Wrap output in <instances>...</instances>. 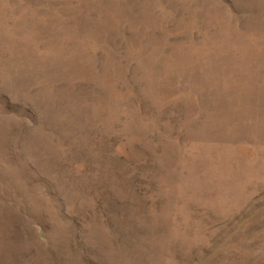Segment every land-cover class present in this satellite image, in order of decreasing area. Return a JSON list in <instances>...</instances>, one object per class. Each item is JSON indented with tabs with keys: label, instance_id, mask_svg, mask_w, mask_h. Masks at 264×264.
Instances as JSON below:
<instances>
[{
	"label": "rangeland",
	"instance_id": "374dc122",
	"mask_svg": "<svg viewBox=\"0 0 264 264\" xmlns=\"http://www.w3.org/2000/svg\"><path fill=\"white\" fill-rule=\"evenodd\" d=\"M0 264H264V0H0Z\"/></svg>",
	"mask_w": 264,
	"mask_h": 264
}]
</instances>
